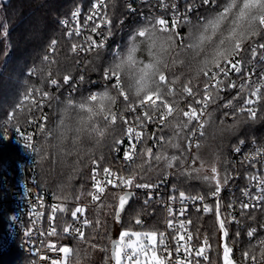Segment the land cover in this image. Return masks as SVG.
Returning a JSON list of instances; mask_svg holds the SVG:
<instances>
[{
  "label": "trees",
  "instance_id": "obj_1",
  "mask_svg": "<svg viewBox=\"0 0 264 264\" xmlns=\"http://www.w3.org/2000/svg\"><path fill=\"white\" fill-rule=\"evenodd\" d=\"M92 0H0V130L2 122L15 115V123L23 124L31 115V105L25 102L21 106L23 97L29 87L48 91L49 105L46 109L47 121L45 133L41 136L37 152V173L41 187L55 195L65 204V213L69 214L80 203H85L86 219L90 224L86 226L84 238L66 237L63 242L69 245L71 254L67 261L58 264H113L111 254V243L120 239V233L125 228L148 229L161 232L163 229V217L160 205L150 200L147 196L137 193L133 195L125 208L120 213V220L115 218L118 200L107 196V201L101 207L102 201L93 202L90 192V179L93 165L96 161L101 167H109L119 170L121 163L114 155L115 140H120L126 130V125L119 118L109 127L104 138L91 139L89 136L81 135L80 139L73 144V134L69 133L68 139L63 142L59 137H53L52 129L61 127V120L66 125H72L74 117L79 110L68 107V100L73 104L84 101L92 93L102 92L105 86L111 88L113 81H105L104 70L112 63L114 53L126 52L131 43L132 36L144 26L147 20H134L129 29L120 26L121 18L126 17L130 23L129 11L124 0H106L108 4V15L112 20L114 39L107 47H102L91 52L86 58L80 57L71 51V45L78 39H68L66 28L61 19L69 17L72 11L83 5L90 4ZM225 0H217L223 4ZM214 6L202 10V18L213 13ZM201 18L190 20L193 24ZM177 32V31H176ZM179 38H185L189 33V25L183 24L177 32ZM256 42L264 41V35L255 38ZM57 44L53 50L51 42ZM120 42L117 46V42ZM186 42V41H185ZM137 59L147 62L148 53L145 46L137 41ZM179 43V40H178ZM250 45L246 44L248 48ZM48 56V63L44 57ZM175 59L176 63H172ZM169 68L166 76L169 80L178 77L175 88L181 89L189 81L193 92H198L197 99H203L204 84L206 78L201 74L196 76L193 62L189 55L181 54L169 57ZM52 76L63 79L65 76L81 79L76 92L67 95L64 92L56 93L49 81ZM110 94L115 95V92ZM181 95L184 99H181ZM237 97L228 87L219 93V98L212 103L207 113H211L204 125L203 135L199 140L200 150L208 152V162L211 163L219 157L218 171L221 178L225 169L231 168V151L242 139L264 140V102L260 104V110L255 120L248 119L245 112L242 115L233 116L232 108H226L229 101L239 106ZM130 100L135 98L129 96ZM170 100L172 98H169ZM179 107L188 110V104L193 98L187 93L177 95ZM174 107L176 105H173ZM65 109H68L67 114ZM114 112L122 114L125 119L134 116L125 109L123 97H118L112 106ZM138 112H142L137 108ZM175 115V114H174ZM183 119V117H181ZM170 117L169 120H172ZM167 123V121H166ZM104 124L102 118L98 119L97 126ZM195 122L193 121V125ZM145 147H152L153 153L158 151L153 146L152 134L157 136L163 134L166 138L172 135L169 128H164L157 123L148 124ZM191 127V126H190ZM182 146L184 142H181ZM196 147L194 148L195 151ZM168 154H178L177 149L168 147ZM193 151V152H194ZM192 152V153H193ZM163 165L157 166L153 162L151 169L145 170L139 177L137 183H155L175 169H163ZM127 175V172H123ZM172 175V180L186 193L207 195L214 190L208 184L186 176ZM142 177V178H141ZM111 190V188H110ZM112 191H121L115 189ZM148 203H145V201ZM223 204V198L221 199ZM108 205H111L109 207ZM210 211L194 212L192 222L197 238L204 243L207 238L212 253V264H222L221 228L216 213V202L210 203ZM70 215V214H69ZM136 219L145 221L141 225L136 224ZM100 223L97 225L96 221ZM229 230L228 243H235L241 251L247 250L252 245H258L250 238L245 229L238 225L227 224ZM259 249V248H257ZM79 254V260L77 259ZM237 255V251L236 254ZM0 264H11L5 256H0Z\"/></svg>",
  "mask_w": 264,
  "mask_h": 264
},
{
  "label": "snow or ice",
  "instance_id": "obj_2",
  "mask_svg": "<svg viewBox=\"0 0 264 264\" xmlns=\"http://www.w3.org/2000/svg\"><path fill=\"white\" fill-rule=\"evenodd\" d=\"M202 3L213 5L214 10L211 15L201 18L195 24L188 20L186 16L181 19L175 12L172 17L171 28H169L168 21L165 18L149 19L132 36L126 52L117 51L114 53L112 63L104 70L103 78L105 81L114 80L111 88L106 85L104 91L93 93L78 104H73L71 99L68 100L69 108L79 110L77 127L73 128L70 125H66L61 120V127L59 128L61 130L59 138L61 142L64 141L65 137L69 136V133H72L73 144H75L83 133H87L90 137H97V143H99V140L105 137V128L97 126L100 118H102L107 128L115 124L118 118L127 125L125 135L129 140V145L123 151L120 174L113 172L109 167H104L102 169L103 178L101 179L96 169H93L94 191L88 193L93 202L102 201L101 207L107 201V196L118 200L115 212L117 221L120 220L121 211L124 210L125 205L133 196V192L130 189L133 187L139 189L156 186L149 183L136 182L137 177L144 172L145 167L152 168L153 162L157 166L163 165V169H175L174 172L169 174L199 179L208 184L209 187H214V190L210 192L213 197L219 196L222 181L226 184L231 179L227 169H225V174L221 178L218 171L219 157L209 163L201 159L198 154L192 153L193 147L199 148L198 141L193 138L197 136V132L208 122L202 117L206 114L209 117L211 116V113H207L209 103H215L216 99L219 98V93L223 90L224 80L219 77L223 75L224 79H228L232 71L237 74L241 72L243 58L236 60L235 57L249 50L245 48L246 44L250 43L253 60L257 58L258 49H264V43L257 44L255 39L264 35V0H225L223 4L217 3V0H202ZM161 4L166 7L164 0H161ZM101 6L106 7L104 0H98V3L94 5L96 10L87 16L83 26L79 23V11L73 12L72 17L75 21V27H68L69 22L67 20L62 22L64 26L68 27V31L65 34L66 37L68 39H72L74 35L80 37L82 28H89V21H94V26L90 28L92 33H97L101 23L109 24L110 21L107 20L106 16L101 17L99 23L95 22V17L100 15ZM174 8L175 6L173 5ZM179 24L189 25V33L182 39L179 38V34L176 32ZM138 40L145 46L148 53L147 62L137 59ZM51 44L54 50L57 41L53 40ZM102 46V43L97 44L91 36H84L82 43H73L71 45V51L78 55L80 52L95 51ZM182 53L191 57L196 76L198 77L202 74L206 78L203 100L196 98L199 93L193 92L192 87L189 86L191 81L177 90L175 85L179 78L176 77L169 80L165 74L169 68V57L173 54L180 56ZM259 59L264 61V55H260ZM44 61L52 63V61H49L48 56L44 57ZM172 63H176V60L173 59ZM125 70L130 78L135 79L136 96L134 100L129 99L130 95L125 90L122 80L121 72ZM252 75L253 73H249L241 77L243 82L238 86L240 92L237 97L233 98L238 101L239 106L234 105L232 101L224 105L226 108L234 109L231 113L234 117L246 112L248 119L255 120L257 107L264 102V72H261L258 80H253ZM69 79L70 77L65 76L64 82L67 83ZM49 82L52 85H57V80L54 78L50 79ZM227 86L229 88L237 87L235 81L230 82ZM153 87L155 90H152ZM33 91L40 93L41 100L49 96L47 92L41 89L34 90L29 87L23 97L21 106L25 102H30L34 107L37 106ZM113 91L115 95L110 94ZM181 92L187 93L188 96L192 97L195 104L201 105L200 109L193 107L192 102L188 104V110L180 108V101L175 99V97L180 95ZM118 97H123L126 111L136 113L137 108H140L142 115H136L134 122L128 121L122 114L118 116L112 109ZM169 98L172 99L170 100ZM181 99H184L182 95ZM173 105L176 106L174 107ZM67 111L68 109H65L66 114ZM170 117H173V119L169 120ZM10 119H15V115L10 117ZM193 121H196L195 125H193ZM148 123L160 125L161 132L164 128H169L172 131V135L167 138L163 134L158 136L155 133L152 134L153 146L158 149L155 153H153L152 147L144 146ZM17 131L20 130L17 129ZM41 131H44L43 126H41ZM200 135H203V133L200 132ZM31 139V136L27 137L28 141H31ZM181 142H184L183 146ZM121 143L122 140H115V144ZM253 143L255 144V141ZM138 144L141 145L139 150H137ZM27 146L31 147V144L29 143ZM168 147L177 149L178 154H168ZM236 152H240V148H236ZM197 162H199L198 166ZM241 163H247L253 169L257 165L264 169V146L255 147L254 151L246 156ZM123 172H127V175H124ZM248 179L250 188L243 193L247 202L241 201L240 203L242 216L246 215L245 210L249 208L256 209L264 204V175L260 171H256L255 173H249ZM108 185H111V190L108 189ZM251 188H256L258 191L252 194ZM115 189H120L121 191H112ZM178 198L181 202L186 199L204 200L203 196L187 197L183 191H179ZM149 199H151L150 196ZM176 199V196L170 197L172 201ZM145 203H148V201L146 200ZM108 206L111 207V205ZM197 210L199 211V209ZM261 210H264V208H261ZM52 211L55 214L57 211L63 212L64 209L54 206ZM203 211L208 212L210 209L205 205ZM83 212V207H76L71 213L73 220L78 221L77 214L82 215ZM168 212L169 217H173L172 208L169 207ZM184 212L185 209L181 208L179 215L183 216ZM217 218L219 219V202H217ZM96 223L99 225L100 221L97 220ZM89 224L90 221L84 219L81 227L74 228L69 225L64 228V232L69 233V228H72V232L83 239V227ZM136 224L142 226V221L136 219ZM167 226L176 232V235L173 236L176 244L175 249H172L165 242L167 237L163 232H158L157 230L144 232L125 230L120 233V240L113 242L112 258L115 260V264H199V260L194 261L192 259L193 255L195 257L203 256L207 260V256L204 255L208 246L207 238L204 240V245L193 253L189 243L192 239L191 234L187 233V241H185V234H182V230L185 229V222L179 221L177 227L174 224L173 217L167 220ZM220 228L221 230L224 229L223 221L220 222ZM255 232L256 230L252 229L248 235L253 236ZM48 234L55 236V229L53 228ZM224 234L227 236V232ZM132 237H135L136 240L132 241ZM157 237H159V244H157ZM125 238H128V242L121 243L125 241ZM144 241H147V243ZM181 241L185 242L181 243ZM49 247L55 246L49 245ZM257 248H259V255H257ZM182 249L184 252L183 258L180 256ZM59 251L64 253L67 261L71 250L60 248ZM174 253L175 259H173ZM231 253L232 249L226 244L223 249V264H234L231 259ZM243 257L245 260L250 259L251 264H264V240H261L259 245H252L245 250ZM77 259L79 260V254H77ZM53 264H58V262L53 261Z\"/></svg>",
  "mask_w": 264,
  "mask_h": 264
},
{
  "label": "built area",
  "instance_id": "obj_3",
  "mask_svg": "<svg viewBox=\"0 0 264 264\" xmlns=\"http://www.w3.org/2000/svg\"><path fill=\"white\" fill-rule=\"evenodd\" d=\"M127 5V10L129 11V19L126 17L121 18L119 24L120 26H125L127 29L130 28L131 23L134 20H149L155 18H165L168 21V26L171 28L172 17L175 14L179 15L181 19L185 16L188 20H193L195 18H202V10L204 8L211 7L213 5H205L202 0H164L166 7H163L161 0H124ZM106 7L101 6L100 15L95 17V22L99 23L101 17L106 16L107 20L110 21L109 24L101 23L100 28L97 29V33H92L90 31L91 26H94V21H89V28H82V35L77 37L78 39L74 43H82L84 36H91L97 44L102 43V47H107L110 45L113 37V25L112 20L108 15V4L104 0ZM98 3V0H92L90 4L83 5L75 8L73 12L79 11V23L83 26L87 16L91 15L96 9L94 5ZM173 5L175 8L173 9ZM72 13L69 17L61 19V23L65 20L69 22L68 27H75V21L73 20ZM63 24V23H62ZM64 25V24H63ZM183 24H179L176 31L182 28ZM68 27L65 26L66 32ZM73 38H76L74 35ZM117 42V46L119 45ZM257 44L264 43L256 42ZM100 47V48H102ZM246 49H249L246 53H241L240 56L235 57L236 60H241V72L237 74L232 71L228 79H224L223 75L219 78L224 80L223 90H226L227 85L235 81L237 87L229 88L232 93L237 96L240 92L239 85L243 82L241 77L246 76L249 73H253L252 79L258 80L261 72H264V61L260 60V55H264V49H258V55L256 60L252 59L250 45ZM99 49V48H98ZM93 52V51H92ZM91 52H80L78 56L86 58ZM77 55V54H76ZM230 67V66H229ZM215 71V69H214ZM70 77V76H68ZM56 79L57 85L53 87L56 93L64 92L67 95H72L76 92L78 85L82 83L81 79H76V77H70L67 83L63 79H59L52 76L50 79ZM114 83V80H113ZM43 91V90H42ZM47 92L50 96V93ZM92 94V93H91ZM90 94V95H91ZM48 98L41 100L40 93L33 91V97L37 101V106L31 107V115L26 119L23 124H16L14 119H5L2 122L0 130V256L7 257L11 261V264H53V261L58 263L62 261L64 253L60 252V248H69V245L65 242L66 237L77 238L78 234L72 232V228H69V233L64 232V228L72 225L74 228L81 227V223L86 219V213L77 214L78 221H74L71 213H65V211H57L53 214V207H62L65 210L63 202L58 200L55 195L45 189H43L39 183V177L37 173V152L39 148V142L43 133H45V125L47 121L46 109L49 105ZM31 99V98H30ZM201 99V98H200ZM203 100V99H201ZM212 103H209L207 112L211 107ZM198 110L201 105L195 104ZM260 110V105L257 107V113ZM142 115V112H136L134 116L126 118L130 122H134L136 115ZM158 115V114H157ZM207 115V114H206ZM206 115L202 119H206ZM196 124V121H194ZM149 124V123H148ZM156 124V123H155ZM194 124V125H195ZM41 126H43L44 131H41ZM147 126V129L148 130ZM127 128V125H126ZM19 129L20 131H17ZM203 129L197 132V136L194 140L201 139ZM31 136V141L27 140V137ZM122 140L121 144H116L113 152L118 161L121 163L123 160V151L129 145V140L127 136L124 135L120 138ZM255 141V144L253 143ZM243 142V143H241ZM31 147H28V144ZM264 146V140H249L242 139L238 144L234 146L231 151V168L229 170V175L231 179L228 180L226 184L221 185V191L218 197H213L208 193L205 194H190L184 192L177 183L172 180V175L167 174L162 180L152 183L156 185L151 188H132L130 191L133 195L141 193L157 202L162 210L163 217V229L161 232L167 237L166 243L170 245L172 249H175L176 244L173 240V236L176 232L173 229H169L167 226V220L174 217V224L178 227L179 221L185 222V229L182 230V234H185V241H187V233L192 236L190 243L193 253L204 245L200 242L195 233L192 214L194 212L203 211L205 205L210 208V203L220 200L221 214L224 219L225 225H238L245 229L246 234L255 229L256 232L253 236H249L255 240V243L259 245L261 240H264V204L256 209L249 208L246 211V215H241L240 203L241 201H246L243 196L244 191L249 190L250 181L248 179L249 173H255L260 171L264 175V169L260 168L259 165L253 169L247 163H241L246 156L250 155L255 147ZM141 147L140 144L137 145V150ZM192 148V152L194 151ZM236 148H240V152H236ZM93 169L99 173L100 178H103V172L99 164L95 163L92 168L91 179H90V192L93 189L92 174ZM113 172L120 174L119 170L110 168ZM108 189L111 185L107 186ZM175 189V190H174ZM252 194H255L258 190L256 188L250 189ZM179 191H183L187 197H198L203 196L204 200L199 199H186L183 202L178 198ZM107 194V192H106ZM176 196L175 201L170 200V197ZM223 198V204L221 199ZM231 205V207H229ZM77 207H83L85 209L86 204L80 203ZM172 208L173 217H169L168 208ZM185 209L184 215H179V210ZM199 209V211L197 210ZM75 210V208H74ZM73 210V211H74ZM204 212V211H203ZM190 221V223H188ZM142 223H145L143 220ZM55 229L56 235L50 236L48 233ZM86 226L83 227V232H85ZM185 241H181L184 243ZM159 244V237H158ZM49 245H54L55 247H49ZM233 251V258L236 264H251V260H245L243 257V251L240 250L239 246L235 243L230 245ZM237 251V255L236 254ZM204 255L207 256V260L203 256L195 257L193 255L192 259L199 260V264H212V253L209 245L206 247ZM257 255H259V249H257ZM181 258L184 257L183 249L180 252ZM175 259V253L173 256Z\"/></svg>",
  "mask_w": 264,
  "mask_h": 264
},
{
  "label": "clouds",
  "instance_id": "obj_4",
  "mask_svg": "<svg viewBox=\"0 0 264 264\" xmlns=\"http://www.w3.org/2000/svg\"><path fill=\"white\" fill-rule=\"evenodd\" d=\"M195 70V69H194ZM121 76H122V80L125 86V90L128 91L129 95L134 97L136 96V84H135V79L134 78H130L127 74H126V70L124 72H121ZM152 90H155L154 87ZM77 121H78V114L76 117H74V122L72 123V127L75 128L77 127ZM101 128H105V135H107L109 128H107L104 124ZM52 131V135L53 137H59L60 138V134H61V130L59 128H54L51 130ZM82 135L88 136L87 133H83ZM90 137V136H89ZM93 140H97L98 138L95 136H91L90 137ZM68 139V137H65L64 140Z\"/></svg>",
  "mask_w": 264,
  "mask_h": 264
},
{
  "label": "water",
  "instance_id": "obj_5",
  "mask_svg": "<svg viewBox=\"0 0 264 264\" xmlns=\"http://www.w3.org/2000/svg\"><path fill=\"white\" fill-rule=\"evenodd\" d=\"M217 202H219V219H218V221H219V225H220V222H221V221L224 222V219H223L222 214H221L220 200H218ZM216 213H217V210H216ZM225 232H227V236H225V234H224ZM228 237H229V230H228V228L226 227L225 222H224V229L221 230L222 264H223V249H224V246H225L226 244H227V246H229V243H228ZM114 241H119V239H117V240H113L112 243H111V254H112V256H113V247H114L113 242H114ZM229 247H230V246H229ZM231 259H232L233 262H234L233 251H232V253H231ZM113 264H114V259H113ZM234 264H236V263L234 262Z\"/></svg>",
  "mask_w": 264,
  "mask_h": 264
},
{
  "label": "rangeland",
  "instance_id": "obj_6",
  "mask_svg": "<svg viewBox=\"0 0 264 264\" xmlns=\"http://www.w3.org/2000/svg\"><path fill=\"white\" fill-rule=\"evenodd\" d=\"M2 6V3L0 2V7ZM1 9V8H0ZM194 154H198L199 155V157L201 158V159H204L205 161H207L208 162V152H206V151H203V150H200V149H198V148H196L195 149V151L193 152ZM198 163L199 162H197V166H198ZM63 205L65 206V204L63 203ZM125 230H128V231H140V232H144V231H148V229H131V228H125V229H123L122 231H125ZM121 231V232H122ZM132 239V241H135L136 240V238L135 237H132L131 238ZM120 240V239H119ZM128 242V238H125V241H123V242H121V243H127ZM145 243H147V241H144ZM157 244H158V237H157ZM127 251H130V250H127ZM7 258V257H6ZM66 260H65V255H64V257H63V259H62V261L61 262H65ZM61 262H59V263H61ZM114 264H115V260H114Z\"/></svg>",
  "mask_w": 264,
  "mask_h": 264
}]
</instances>
